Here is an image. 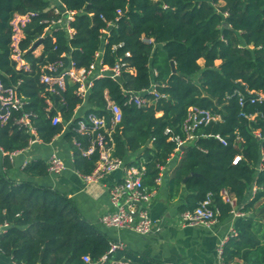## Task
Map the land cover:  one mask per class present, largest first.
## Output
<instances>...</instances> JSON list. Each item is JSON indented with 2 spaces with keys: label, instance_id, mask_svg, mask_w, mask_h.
Listing matches in <instances>:
<instances>
[{
  "label": "trees",
  "instance_id": "16d2710c",
  "mask_svg": "<svg viewBox=\"0 0 264 264\" xmlns=\"http://www.w3.org/2000/svg\"><path fill=\"white\" fill-rule=\"evenodd\" d=\"M59 1V8L74 11L72 37L62 28L44 34L47 23L42 21L56 16L50 7L55 0H0V82L15 86V94L24 101L21 109L10 108L6 121L0 118L2 166L9 167V153L28 146L29 133L14 119L32 112L30 120L40 141L48 143L63 132L74 166L89 174L98 151L83 156L81 149L95 134L79 132L77 123L89 112L105 116L109 123L107 102L111 100L122 114L111 139L106 136L112 155L127 166L143 163V183L154 189L161 168L178 150L174 136L185 137L182 125L190 108L209 109L220 119L197 128L195 140L184 144L168 180V198H175L184 185L182 212L211 194L217 219L225 220L233 212V205L224 199L226 192L243 215L235 218V233L223 246L224 263L264 264V101L248 100L252 94L264 93V0ZM28 12L34 14L22 26L18 44L29 64L24 69L11 57V21L15 14ZM108 22L115 24L103 35L101 29ZM38 40L42 49L35 56L31 47ZM100 49L102 64L111 66L122 58L126 66L116 80L95 79L85 105L74 83L66 82L57 93L46 91L39 79L42 64L58 60L68 64L71 59L77 67H88ZM152 81L166 97L139 107L128 102L124 90L141 92ZM47 99L52 102L49 110ZM80 108L81 114L76 115ZM56 113L61 122L52 124ZM22 170L29 176L48 172L47 163L40 159ZM252 185L257 189L248 194ZM4 224L0 253L15 264H88L83 255L97 261L111 244L82 218L65 193L27 180L14 181L0 166V225ZM115 257L150 264L125 249H117Z\"/></svg>",
  "mask_w": 264,
  "mask_h": 264
},
{
  "label": "built area",
  "instance_id": "2783aa9c",
  "mask_svg": "<svg viewBox=\"0 0 264 264\" xmlns=\"http://www.w3.org/2000/svg\"><path fill=\"white\" fill-rule=\"evenodd\" d=\"M55 3L51 4L53 12L56 14L55 17L50 20L44 19L42 22L47 23L44 29V34L51 32L54 29L62 28L68 37H72L73 28L70 26V21L73 19L74 11L68 9H61L59 0H55ZM117 13L121 11L118 9ZM34 13L28 12L24 14H15L11 24L13 27L12 42H11V57L16 60L17 67L24 69L29 68V64L22 57V50L19 48V40L23 36L22 26L27 22ZM117 20V19H116ZM113 22H108L105 28L101 29V32L107 34L108 28L113 26ZM43 36V35H42ZM105 36H103V42L105 43ZM148 42L151 39H147ZM37 42V41H36ZM121 46V44H119ZM42 44L39 42L36 46L31 47L32 53L37 56L40 54ZM128 52L125 56H128ZM95 60L92 61L88 67H77L73 60H69L68 64H64L62 60L49 61L40 67V81L45 84L46 91L49 93H57L59 90H63L66 82L76 84V94L81 98L83 102H86L87 94L93 84V81L102 77H110L116 80L123 69L126 66V62L122 58L116 60L111 65L102 64L101 60V49L95 54ZM152 74L155 75L156 71L152 70ZM157 83L152 81L147 89L141 92H135L131 90H124L123 93L127 95L128 102H132L136 106H142L152 102H156L159 98L166 97L165 94L158 92L156 89ZM162 85V84H160ZM15 86L5 87L0 82V118L2 121L10 115V108L21 109L24 105V101L21 96L15 94ZM243 96L239 97V103L243 104ZM250 103L264 101V93H255L248 98ZM47 110L52 107V102L47 99ZM107 106L111 113L109 123L105 116L97 115L93 112H89L86 116H83L77 125V130L81 133H92L95 134L90 144L81 149L83 156H88L98 151V159L95 162L93 170L86 175H83L85 182H96L101 180L106 174L122 169V179L115 181L109 187L108 198L110 204V210L100 217V222L106 227H110L116 230H133L140 235L148 234L152 229V220L148 215L147 204L154 194L153 189H148L143 183V176L145 174V166L143 163L138 165L127 166L125 162L118 157L112 155V146L108 144L106 136L111 139V131L116 123L121 118V109L118 104L109 100ZM34 114L32 112H23L18 118L14 119V122L23 127L27 133H29L28 146L39 142L40 139L36 133V128L30 117ZM253 117L254 115H250ZM220 117L211 113L209 109L193 106L190 108L187 119L182 125V131L185 137L182 138L179 134L174 136L177 144L183 145L188 144L195 140V130L200 126L206 125L211 121L219 120ZM52 124L61 122V116L59 113L54 114L51 117ZM259 136V133H257ZM218 140L224 143V140L219 136H215ZM179 149V148H178ZM19 150L9 153L11 157L14 153ZM239 156H235L233 163H236ZM27 163L23 162L22 167ZM65 168L63 160L52 153L47 159V170L50 173L58 174ZM155 181H159V176L156 177ZM257 187H254L252 194L256 191ZM224 199L230 204H233V199L229 198L227 193L224 192ZM243 213L238 211L236 216H242ZM217 209L212 203L211 194H207L196 207L193 209H186L180 213V219L182 223L196 226L202 225L210 227L215 223L217 219ZM4 227L6 224L3 225ZM235 233L234 228H231V232L227 237H224L217 248L218 263L225 264L222 259V250L224 244L227 242L229 236ZM124 246L121 243H111L110 248L105 252L97 261H91L89 255H83L82 259L88 264H136L131 262L129 258H116L115 251L117 249H123ZM151 264H178L173 262H157Z\"/></svg>",
  "mask_w": 264,
  "mask_h": 264
},
{
  "label": "crops",
  "instance_id": "0c3cea01",
  "mask_svg": "<svg viewBox=\"0 0 264 264\" xmlns=\"http://www.w3.org/2000/svg\"><path fill=\"white\" fill-rule=\"evenodd\" d=\"M200 61L203 63V60ZM81 111V108L77 110L76 115L81 114ZM66 126L67 124L64 128ZM52 153L63 160L65 168L62 172L58 174L47 172L42 176H29L23 172V162L40 159L47 163ZM182 153L183 149H178L171 156L168 165L161 168L159 181H156L154 194L146 207L152 220V229L145 235L133 230H116L101 224L100 217L110 210L109 187L115 181L122 179L123 170L112 171L96 182H85L83 174L74 166L72 150L63 132L54 136L48 143L39 141L17 151L11 157L8 156L10 161L8 168L2 166L5 153L0 149V166L14 181L27 180L65 193L72 199L82 218L106 235L111 243H121L123 249L150 264L157 262L217 264V248L220 241L230 234L238 207L233 201V212L230 217L225 220L216 219L210 227L182 223L179 206L184 202L186 195L184 185L175 198H168L171 170L177 165ZM128 158L132 160L133 155L128 154ZM254 187L255 185H252L248 194H252ZM4 228L0 225V232ZM262 228L264 229V221ZM0 264H15V262L11 257L0 253Z\"/></svg>",
  "mask_w": 264,
  "mask_h": 264
},
{
  "label": "water",
  "instance_id": "95a60500",
  "mask_svg": "<svg viewBox=\"0 0 264 264\" xmlns=\"http://www.w3.org/2000/svg\"><path fill=\"white\" fill-rule=\"evenodd\" d=\"M39 42H41V40H38L37 42H35V43H34V46H36ZM84 104H86V102H84ZM178 148H179L180 150H182V149L184 148V146H183V145H180Z\"/></svg>",
  "mask_w": 264,
  "mask_h": 264
},
{
  "label": "rangeland",
  "instance_id": "374dc122",
  "mask_svg": "<svg viewBox=\"0 0 264 264\" xmlns=\"http://www.w3.org/2000/svg\"><path fill=\"white\" fill-rule=\"evenodd\" d=\"M201 62V61H200ZM202 63V62H201Z\"/></svg>",
  "mask_w": 264,
  "mask_h": 264
}]
</instances>
